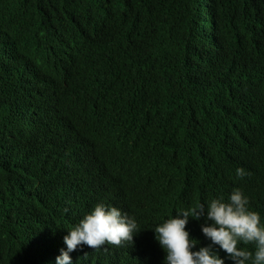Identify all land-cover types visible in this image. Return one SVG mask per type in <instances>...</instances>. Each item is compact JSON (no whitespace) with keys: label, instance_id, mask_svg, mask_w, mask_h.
I'll list each match as a JSON object with an SVG mask.
<instances>
[{"label":"trees","instance_id":"16d2710c","mask_svg":"<svg viewBox=\"0 0 264 264\" xmlns=\"http://www.w3.org/2000/svg\"><path fill=\"white\" fill-rule=\"evenodd\" d=\"M0 112V264H54L98 202L136 243L73 264L146 261L162 218L234 188L264 222V0H0Z\"/></svg>","mask_w":264,"mask_h":264},{"label":"clouds","instance_id":"9594fccd","mask_svg":"<svg viewBox=\"0 0 264 264\" xmlns=\"http://www.w3.org/2000/svg\"><path fill=\"white\" fill-rule=\"evenodd\" d=\"M215 61L222 62V55ZM214 71L205 60L201 67V79ZM112 96L103 94L98 97L106 100ZM5 121L0 119V123ZM24 134L25 131L19 139L28 151ZM11 139L16 146L13 128ZM191 139L183 135V131L174 129V135L168 142L169 156L173 153L169 149L171 142L181 143ZM222 157V161L216 158L214 162L218 171L220 166H226V182H229L234 177L230 166L240 162L231 145ZM171 158L188 171L187 160L180 153ZM45 164L55 165L56 162ZM235 172L238 181L247 174L240 167ZM175 213L162 218L151 228L159 253L135 264H264L263 218L259 211L252 208L244 189L234 188L227 197L221 195L193 207L177 208ZM137 233L138 223L133 216L115 205L98 202L60 236L53 256L54 264H73L75 257L82 253L132 246L136 243Z\"/></svg>","mask_w":264,"mask_h":264},{"label":"bare ground","instance_id":"6f19581e","mask_svg":"<svg viewBox=\"0 0 264 264\" xmlns=\"http://www.w3.org/2000/svg\"><path fill=\"white\" fill-rule=\"evenodd\" d=\"M114 167V166H113Z\"/></svg>","mask_w":264,"mask_h":264}]
</instances>
